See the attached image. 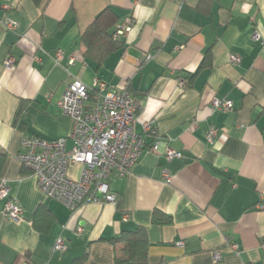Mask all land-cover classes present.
<instances>
[{
  "label": "crops",
  "instance_id": "0c3cea01",
  "mask_svg": "<svg viewBox=\"0 0 264 264\" xmlns=\"http://www.w3.org/2000/svg\"><path fill=\"white\" fill-rule=\"evenodd\" d=\"M106 9L118 19L112 37L123 23L131 30L102 57L82 37ZM255 28L264 35V0H0V178L23 211L12 220L0 200V264H132L118 260L120 238L139 229L145 264H264V45L252 40ZM75 79L127 88L142 105L136 132L147 149L126 176L113 173L116 206L72 213L17 155L24 138H68L72 148V121L57 103ZM214 100L233 110L213 112ZM150 121L156 136L144 131ZM211 127L222 134L214 144ZM167 147L183 158L169 162ZM70 174L79 179L81 166ZM156 213L169 222L156 223ZM59 238L64 249L55 251Z\"/></svg>",
  "mask_w": 264,
  "mask_h": 264
},
{
  "label": "built area",
  "instance_id": "2783aa9c",
  "mask_svg": "<svg viewBox=\"0 0 264 264\" xmlns=\"http://www.w3.org/2000/svg\"><path fill=\"white\" fill-rule=\"evenodd\" d=\"M4 24L10 31L17 30L18 25L11 20ZM130 30L129 23H123L116 29L113 38H123ZM252 40L264 45V35L258 28L253 32ZM56 55L62 58L61 51ZM15 62L13 57H8L6 68H13ZM231 63L238 65L241 58L232 56ZM90 101H93V105L88 107ZM57 105L63 116L72 121L73 129L69 138L73 143L72 148H67L68 138L53 141L38 137L24 138L17 160L33 173L38 187L49 200L60 202L72 213L86 204L116 206L118 196L109 188L113 173L119 177L126 176L147 149L145 138L136 132L141 103L134 99L127 88H111L99 79L89 86L75 79L67 85ZM232 110L231 100H214L212 103L213 112L229 113ZM143 127L146 133L157 135L155 121L146 122ZM221 135L220 130L211 127L206 133V141L214 144ZM159 149L160 141L157 139L150 150L159 152ZM164 154L169 162L183 158L181 152L168 147ZM74 165L81 166L79 179L70 174V168ZM161 176L166 183L172 180L166 169L161 170ZM0 200L4 202V214L8 218L21 219L23 211L11 196L8 181L2 178ZM177 245L184 247L185 244L179 242ZM226 246L231 252L240 251L239 245L228 238ZM63 249L64 241L59 238L55 251ZM214 258L220 260L222 254L216 253Z\"/></svg>",
  "mask_w": 264,
  "mask_h": 264
},
{
  "label": "trees",
  "instance_id": "16d2710c",
  "mask_svg": "<svg viewBox=\"0 0 264 264\" xmlns=\"http://www.w3.org/2000/svg\"><path fill=\"white\" fill-rule=\"evenodd\" d=\"M117 21V16L111 9L103 11L82 37V40L88 46V49L98 45L102 48V57H105L110 50L109 46L113 38L110 31L115 26ZM154 221L156 223L163 224L168 223L169 219L162 214L156 213L154 215ZM142 233L143 230L139 229L136 232L126 233L124 237L120 238L123 241V244L118 260H122L126 257L127 260L132 261V264L146 263L147 257L145 244L141 241ZM79 261L82 262L81 259Z\"/></svg>",
  "mask_w": 264,
  "mask_h": 264
}]
</instances>
